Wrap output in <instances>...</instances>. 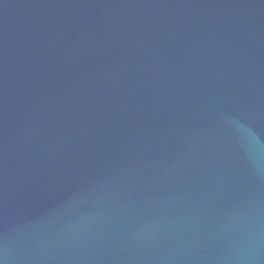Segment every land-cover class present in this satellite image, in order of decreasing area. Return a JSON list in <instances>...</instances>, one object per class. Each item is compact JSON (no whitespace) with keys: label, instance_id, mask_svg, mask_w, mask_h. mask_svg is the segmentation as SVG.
<instances>
[{"label":"water","instance_id":"obj_1","mask_svg":"<svg viewBox=\"0 0 264 264\" xmlns=\"http://www.w3.org/2000/svg\"><path fill=\"white\" fill-rule=\"evenodd\" d=\"M0 264H264V0H0Z\"/></svg>","mask_w":264,"mask_h":264}]
</instances>
